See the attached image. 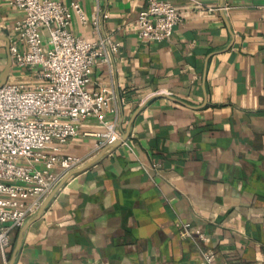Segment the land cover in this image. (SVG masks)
I'll return each instance as SVG.
<instances>
[{
    "label": "crops",
    "instance_id": "crops-1",
    "mask_svg": "<svg viewBox=\"0 0 264 264\" xmlns=\"http://www.w3.org/2000/svg\"><path fill=\"white\" fill-rule=\"evenodd\" d=\"M53 1L79 5L75 37L119 43L87 90L109 91L127 138L57 184L41 215L12 232L9 260L22 232L13 264H202L203 251L264 264V0H166L181 21L161 43L134 24L150 0ZM22 15L0 2V76ZM37 72L11 66L7 82L34 88ZM100 131L84 120L61 155L87 157Z\"/></svg>",
    "mask_w": 264,
    "mask_h": 264
},
{
    "label": "built area",
    "instance_id": "built-area-1",
    "mask_svg": "<svg viewBox=\"0 0 264 264\" xmlns=\"http://www.w3.org/2000/svg\"><path fill=\"white\" fill-rule=\"evenodd\" d=\"M22 12L8 45L12 66L37 69L44 82L28 88L6 82L0 88V264L9 263L11 235L33 218L57 184L88 158L121 139L118 119L105 87L90 92L94 63H109L119 43L87 42L69 31L73 17L86 24L79 5L53 0H0ZM105 18V15L102 16ZM181 21L180 13L166 0H150L134 24L139 39L161 43ZM97 19L93 21L97 25ZM47 39H43V33ZM113 114L112 119L107 115ZM95 119L102 131L85 157L61 155L60 145L78 135L79 125ZM187 235L205 242L199 231L182 225ZM202 264L217 263L215 255L201 252Z\"/></svg>",
    "mask_w": 264,
    "mask_h": 264
},
{
    "label": "water",
    "instance_id": "water-1",
    "mask_svg": "<svg viewBox=\"0 0 264 264\" xmlns=\"http://www.w3.org/2000/svg\"><path fill=\"white\" fill-rule=\"evenodd\" d=\"M11 66H12V62H11V58L9 56V59H8V63H7V66L5 67L4 71L2 72L1 76H0V88L7 82L8 80V77H9V74L11 73ZM127 137H122L117 143H114L113 145H111L110 147H117L118 145H120L123 141H125ZM103 155L100 154L98 155L97 157H95L92 161H90L89 163H87L84 167H81L79 169H76L72 172H70L65 178L64 180L62 181L61 185L72 175L74 174H77L83 170H85L87 167H89L90 165H92L93 163H95L101 156ZM59 189V187H56L52 193L47 197V199L44 201V203L42 204L40 210L38 211L37 213V217L41 215V213L43 212V210L45 209V207L48 205V203L51 201L52 197L54 196V194L56 193V191ZM22 233V232H21ZM21 233L19 235V238H18V241H17V244H16V247L14 249V252L9 260V263L8 264H13L14 263V259H15V254L19 248V242H20V236H21Z\"/></svg>",
    "mask_w": 264,
    "mask_h": 264
}]
</instances>
